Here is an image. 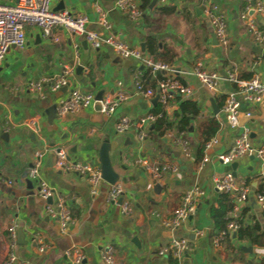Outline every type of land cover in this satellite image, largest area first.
I'll return each instance as SVG.
<instances>
[{
	"label": "crops",
	"instance_id": "crops-1",
	"mask_svg": "<svg viewBox=\"0 0 264 264\" xmlns=\"http://www.w3.org/2000/svg\"><path fill=\"white\" fill-rule=\"evenodd\" d=\"M15 1L0 0L6 4ZM115 1L52 0L51 6L85 14V28L101 37L112 31L120 33L133 48L141 50L143 43L142 52L174 66L191 92L163 108L166 121L171 124L168 129L163 131L162 126L156 130L153 123L141 142L133 129L118 134L114 130L118 119L126 117L135 121L159 104L158 100L152 102L155 96L133 94L136 71L140 70V79L145 80L147 87H155L162 73H152L137 61L120 59L106 44L92 49L83 36L68 34L61 28L54 30L58 41H52L44 38L37 26H26L25 45L10 47L0 64V264L8 252V228L13 222L16 224L14 253L22 264H70L65 250L72 245L84 253L81 264H104L101 253L108 247L121 264H264V243L252 244L232 234L222 242L221 248L213 247L215 230L209 210L218 205L221 193L213 189L212 176L231 171L237 183L249 187L246 201L237 202L234 195L228 194L234 203L229 216L245 225L258 222L264 231V210L254 199L264 176V160L244 156L228 165L218 160L217 155L231 147L240 131L229 126L221 108L225 96L237 91V87L222 81L217 91H210L193 74L195 63L200 61L207 71L224 75L230 70L242 79L257 75L264 80V44L252 39L246 30V20L241 18L246 12L255 27L264 32V14L251 9L259 1L264 4V0H151L148 11L136 19L116 9ZM206 1L216 2L226 16L227 47L212 38L214 34L201 11ZM97 7L105 13L109 31L98 23ZM71 58L75 65H84L80 74L75 73V65L69 64ZM63 64L74 71L67 86L50 91L44 85L40 92L27 88L31 80L58 74ZM147 70L150 73L143 78ZM73 87L94 95L101 89L104 94L121 90L130 97L110 119L102 118L94 123L90 119L93 104L78 113L58 115V100L67 97ZM185 100L194 103L198 111L190 116L187 128L178 131L183 115L181 103ZM50 108V113L56 116L52 123L48 121ZM191 108L187 105L185 110ZM248 108L255 118L242 125L250 129L251 142L264 149V101L253 106L242 104L240 111ZM213 127L216 130L210 136ZM99 133L114 146L110 159L121 177L118 181L123 190L121 198L129 201L131 207L128 214L121 213L120 198L116 201L107 198L108 183L104 180L92 194L85 176L59 171L53 162L48 165V158L54 161L53 150L57 147L66 151L70 161L98 163ZM214 136L218 143L204 150L203 142ZM183 140L189 144L190 156L181 151L179 143ZM36 150L44 151L41 176L67 200L75 219L67 233H61L56 222L45 213L46 202L38 196L36 182L28 178L27 170ZM138 155L154 165L173 162L179 170L166 171L159 179H152L135 162ZM193 185L205 192L195 213L174 229L163 226L161 218L172 215L183 192ZM172 236L185 238L190 244L189 251L179 259L158 255L160 247Z\"/></svg>",
	"mask_w": 264,
	"mask_h": 264
},
{
	"label": "built area",
	"instance_id": "built-area-1",
	"mask_svg": "<svg viewBox=\"0 0 264 264\" xmlns=\"http://www.w3.org/2000/svg\"><path fill=\"white\" fill-rule=\"evenodd\" d=\"M52 0H16L13 4L0 2V64L5 59L10 47H23L26 43L25 28L26 26H37L41 35L52 41H58L54 30L61 28L68 34L83 36L87 45L92 49H99L102 44L110 46L114 53L124 60L137 61L142 67L149 69L152 73H162L158 78L155 87H147L140 79V70H137L133 81V94L143 97H153L158 95V101L163 108L168 106L170 101L180 96L190 94L191 87L186 84L178 75L174 66L169 65L161 60L155 59L151 55H145L140 49L133 48L120 36V33L109 31L110 24L105 17V13L97 7V21L109 32L104 37L97 33L87 30L85 24L87 17L83 13H72L67 9H53ZM114 7L122 12H126L132 19L141 16L139 0H116ZM260 14H264V4L259 1L251 8ZM202 14L206 18L209 26L216 38V41L222 47L228 46L226 16L220 10L219 5L214 1H206L202 4ZM241 18L246 20V30L257 44H264V32L255 27L254 21L244 12ZM89 72V69L87 73ZM193 74L197 79L210 91H217L222 81L232 82L236 85L237 91L228 93L221 105L226 115L229 126L233 129L240 128V131L234 137L231 147L224 153L217 155L218 160L223 164H231L244 156H252L259 160H264V149L255 146L250 139V129L246 125H240L243 117H250L251 109L244 112L240 111L242 104L258 105L264 101V80L257 75L249 79L240 78L234 71H226L224 75L217 72L207 71L200 61H197L193 67ZM74 76L72 67L63 64L58 74L50 77H41L31 80L27 83L30 91L40 92L44 85H47L50 91H56L61 87L67 86ZM120 85L121 83L118 82ZM239 94V95H237ZM130 95L125 91H116L105 93L100 100V114L102 118L110 119L125 102ZM95 101V95L92 92L83 91L78 88H72L67 97L61 98L56 104L58 115L78 113L92 106ZM161 113L147 112L135 121H130L122 117L114 122V130L118 134L126 133L130 129L136 132L139 142L143 141L152 125ZM218 143L216 136L211 137L204 143V150L210 149ZM182 153L190 156V147L187 141L179 143ZM43 150H36L34 158L28 167L27 174L31 181L37 185V194L45 203V213L53 219L59 227L61 233H67L70 226L74 223V217L71 214L67 200L58 195L53 186H51L42 176V156ZM53 166L59 171L75 173L86 177L92 194L97 191V185L103 181L101 176L100 164L95 161H70L64 149H54ZM204 161V156L201 164ZM137 164H141L146 173L150 174L152 179H159L161 174L170 171L178 172V166L173 162H162L160 164H151L148 159L138 155L135 159ZM212 187L219 193L234 195L237 202L246 201L248 198L249 187L245 183H237L236 176L227 172L222 176L213 175L211 178ZM262 188L254 194L255 202L264 210V176L261 180ZM122 187L116 182L108 184L107 198L116 201L122 196ZM204 190L197 185H193L183 192L180 204L173 211L170 217H162L163 226L174 229L180 226L190 216H192L198 203L204 197ZM51 199L50 202L47 200ZM122 214H128L131 210L129 201L122 200L120 203ZM238 228L234 221L227 224L226 230L215 234L212 239L213 247L221 248L222 242L226 235H230ZM9 230L10 241L8 243V252L3 264H22L14 253L16 244V224L13 222ZM200 231H197L199 234ZM190 244L185 238L171 237L169 241L160 247L158 255L179 259L184 253L189 251ZM42 250V248H40ZM65 255L70 264H81L84 259V253L76 246L72 245L65 250ZM104 264H121L116 261L110 247L104 249L101 253Z\"/></svg>",
	"mask_w": 264,
	"mask_h": 264
},
{
	"label": "trees",
	"instance_id": "trees-1",
	"mask_svg": "<svg viewBox=\"0 0 264 264\" xmlns=\"http://www.w3.org/2000/svg\"><path fill=\"white\" fill-rule=\"evenodd\" d=\"M151 0H140V8L142 12L148 11V7L150 4ZM150 72L147 70L144 73L143 78H147V75ZM143 84L145 85V80H142ZM146 86V85H145ZM192 107L190 110H185L187 107ZM181 108L183 111V115L180 118V121L178 122L177 129L178 131H183L187 128L189 121H190V116L195 115L198 111L197 107L194 105V103L190 101H183L181 103ZM154 113H161V116L154 122V128L156 130H159L160 127L163 126V131L168 129L171 124H169L166 121L164 110L162 105L159 103L154 110L152 111ZM210 136L215 132L216 128H210ZM210 138L206 139L203 144L208 141ZM198 156H201V153L198 154ZM262 185L259 186L258 190H261ZM257 190V191H258ZM234 203L231 197L227 193H221L220 194V200L218 202L217 206H212L209 210L210 212V217L213 221L214 225V230L215 234L219 233L222 230H226L227 224L230 221H234L232 217L229 216V213L233 210ZM236 224L238 225V228L233 232L235 235V238L238 240H245L249 241L252 244H263L264 243V231L262 230L260 224L258 222H254L251 225H245L242 223L241 220L237 219L235 220ZM232 234L230 235L229 233L226 235L224 238L223 242L226 241L227 239H230Z\"/></svg>",
	"mask_w": 264,
	"mask_h": 264
},
{
	"label": "water",
	"instance_id": "water-1",
	"mask_svg": "<svg viewBox=\"0 0 264 264\" xmlns=\"http://www.w3.org/2000/svg\"><path fill=\"white\" fill-rule=\"evenodd\" d=\"M56 9H58V8H56ZM212 38L216 42V38L214 35H212ZM140 46H141V51H144V44L141 43ZM69 57H71V55H69ZM69 64L71 66H74L75 60L71 58L69 61ZM83 70H84V65H82V64H76L75 65V73L80 74ZM92 84L94 85V83H92ZM103 94H104V89L98 90L95 94V101L93 103L94 113L90 116L91 121L94 123H98L102 120V116H101L99 110H100V100L102 99ZM156 100H158V95H155L152 102L154 103V102H156ZM213 107H214L215 111H217L218 108L215 106H213ZM50 112H52V108L48 109V121H49V123H52V121L54 119H56V116ZM254 118H255V116H253V115L250 116L249 118H243L241 121V125L244 124L247 120L254 119ZM97 137L99 139L98 143L96 144V149L98 151L97 160H98V163L100 164L102 179L108 184H114L121 179L120 175L118 173H116L115 170L113 169L112 162L110 159V151H112L114 149V146H113L112 142L109 141V139L103 138L102 133H99L97 135ZM59 149H60V147L56 148V150H59ZM76 149H77L76 146L72 147L73 152H75ZM52 162H53V158L52 157L48 158V165L49 166L52 165ZM232 167L235 169L236 162H234L232 164ZM233 174H235V173L233 172ZM25 175H26V173L23 176H25ZM28 182H30V181H28ZM121 200H122V198H120L118 200V203H121ZM47 201L50 202L51 199H48Z\"/></svg>",
	"mask_w": 264,
	"mask_h": 264
}]
</instances>
